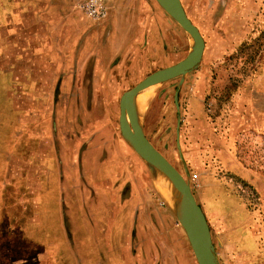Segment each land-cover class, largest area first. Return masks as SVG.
I'll return each instance as SVG.
<instances>
[{"label": "rangeland", "instance_id": "374dc122", "mask_svg": "<svg viewBox=\"0 0 264 264\" xmlns=\"http://www.w3.org/2000/svg\"><path fill=\"white\" fill-rule=\"evenodd\" d=\"M106 2L108 15L101 21L84 14L79 20L74 9L81 23L76 30L82 33L76 50L85 48L88 64L105 62L110 76L99 89L87 73L86 94L109 95L112 102L88 105L92 112L86 131H120L123 93L185 59L192 48L188 34L156 0ZM181 2L205 40V53L199 68L183 82L178 78L148 91L141 124L154 147L189 181L207 217L219 264H264V0ZM4 106L0 103V109ZM70 106L75 129H82L79 113L86 112L87 105ZM0 135L1 143L7 131ZM145 166L155 212L166 215L164 226L155 214L153 264H197L186 234L160 194V181ZM105 170L114 172L112 166ZM104 174H98L100 179ZM7 176L0 158V264L109 263L103 255L109 211L104 190L95 191V197L78 194L69 176L61 190L52 174L50 198L39 192L40 208L32 210L24 180ZM61 208L69 213L70 250L60 247L65 236ZM253 244L255 251L249 248Z\"/></svg>", "mask_w": 264, "mask_h": 264}, {"label": "crops", "instance_id": "0c3cea01", "mask_svg": "<svg viewBox=\"0 0 264 264\" xmlns=\"http://www.w3.org/2000/svg\"><path fill=\"white\" fill-rule=\"evenodd\" d=\"M83 1L0 0V103L5 105L0 109V131H7L0 143L1 163L7 167L8 179L24 180L32 210L40 208L39 192L50 193L52 174L58 177L61 190L65 176L73 178L72 189L78 194L95 197V191L104 190L109 211L102 239L108 264H153L155 223L164 225L166 215L155 212L143 160L120 131L100 127L86 131L92 112L88 105L112 99L97 92L86 94L87 73H92L99 89L110 76L105 62L98 67L88 64L85 48L76 50L75 42L82 34L76 28L83 17L78 7ZM76 88L81 89L77 94ZM73 104L87 105L85 114L77 115L84 122L79 130ZM109 166L114 172H106ZM100 173H105L103 179ZM160 189L169 203L170 195ZM68 214L61 208L59 223L65 236L60 247L65 248L71 231ZM182 243L186 249L185 238Z\"/></svg>", "mask_w": 264, "mask_h": 264}, {"label": "water", "instance_id": "95a60500", "mask_svg": "<svg viewBox=\"0 0 264 264\" xmlns=\"http://www.w3.org/2000/svg\"><path fill=\"white\" fill-rule=\"evenodd\" d=\"M156 1L188 34L192 40V48L185 59L155 71L135 87L123 93L119 105L120 132L126 143L144 161L153 176L160 181L157 185L164 184V178L167 177L179 192L173 190L170 192L173 203L168 204L186 234L197 264H219L207 217L198 203L189 181L154 147L146 137L141 124L140 109L137 105L138 97L148 89L150 91L154 87L175 79L181 78V82H183L187 75L199 68L206 48L200 30L188 17L181 0Z\"/></svg>", "mask_w": 264, "mask_h": 264}, {"label": "built area", "instance_id": "2783aa9c", "mask_svg": "<svg viewBox=\"0 0 264 264\" xmlns=\"http://www.w3.org/2000/svg\"><path fill=\"white\" fill-rule=\"evenodd\" d=\"M78 8L93 21H101L108 15L104 0H84L79 4Z\"/></svg>", "mask_w": 264, "mask_h": 264}, {"label": "bare ground", "instance_id": "6f19581e", "mask_svg": "<svg viewBox=\"0 0 264 264\" xmlns=\"http://www.w3.org/2000/svg\"><path fill=\"white\" fill-rule=\"evenodd\" d=\"M151 89V88H150ZM149 90V89H148ZM148 90H146V91H148ZM143 92L139 97H138V99H137V105H138V107H139V109L141 110V108H142V105H144V103H145V101H147V94L149 93V92ZM145 96H146V98H145ZM146 106H147V104H146ZM164 178V177H163ZM164 181H165V183L164 184H162V185H159L158 186V188H159V190H160V192H161V189L160 188H164V191L165 192H168V194L170 195V192L173 190L174 192H178L177 190H176V188L174 187V185L172 184V182L166 177V179L164 178ZM179 193V192H178ZM169 199V198H168ZM172 199V197H171V195H170V199H169V203H171V201H173V200H171ZM173 203V202H172Z\"/></svg>", "mask_w": 264, "mask_h": 264}, {"label": "flooded vegetation", "instance_id": "af4514ba", "mask_svg": "<svg viewBox=\"0 0 264 264\" xmlns=\"http://www.w3.org/2000/svg\"><path fill=\"white\" fill-rule=\"evenodd\" d=\"M201 206V205H200ZM254 245V244H253ZM251 250H253V251H255V250H257V246L256 245H254V247H249Z\"/></svg>", "mask_w": 264, "mask_h": 264}]
</instances>
